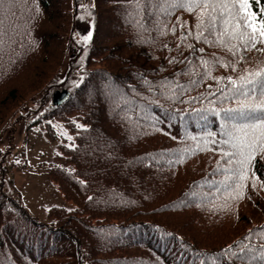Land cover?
Listing matches in <instances>:
<instances>
[{"label":"trees","instance_id":"trees-1","mask_svg":"<svg viewBox=\"0 0 264 264\" xmlns=\"http://www.w3.org/2000/svg\"><path fill=\"white\" fill-rule=\"evenodd\" d=\"M12 11L0 48V129L39 106L28 131L41 127L59 143L63 163L47 172L76 207H52L54 223L41 221L15 184L6 188L10 168L2 167L0 264H239L224 250L264 227V158L256 157L243 197L232 199L209 183L223 179L212 175L219 153L194 149L205 125L220 131L211 109L235 106L220 102V78L264 66V52L234 56L215 34L196 39V13L154 15L137 0H16ZM81 15L93 19L87 41L76 38ZM204 61L211 77L201 79ZM58 90L70 94L54 106Z\"/></svg>","mask_w":264,"mask_h":264},{"label":"snow or ice","instance_id":"snow-or-ice-1","mask_svg":"<svg viewBox=\"0 0 264 264\" xmlns=\"http://www.w3.org/2000/svg\"><path fill=\"white\" fill-rule=\"evenodd\" d=\"M141 2L154 9V15L170 16L177 9L196 13V39L206 40L205 31L208 35L215 34L216 42L234 56L239 52L252 50L264 52V47H258L264 45V5L261 0H137V3ZM15 3L16 0H0V48L3 47L7 34L5 20L14 15L12 7ZM253 5H256L257 10H253ZM84 39H91V34ZM243 59L240 56L238 62ZM203 63L206 71L201 79L204 76L211 77V68L207 67L211 62ZM224 66H231L232 71H236L235 65ZM220 79L226 80L217 89L220 102L234 103L235 106L211 109L214 115L221 116L223 123L220 131L213 133L205 125L206 135L199 138L194 151L219 153L220 160L212 175H222L223 179L209 183L217 191H223L227 197L238 199L243 197L246 182L255 175L256 157L259 155L264 158V66L245 69L235 78L227 76ZM198 83L199 81L192 82L193 85ZM178 87L181 91L186 90L183 85ZM211 95L215 97L217 93L213 92ZM209 103L214 104L215 101L210 100ZM194 111L198 119L206 120V116L202 114L204 109ZM256 182L253 181V186ZM261 186L264 187V184ZM254 239H259L260 243L253 244ZM224 255L239 264H264V227L251 230L235 249L232 246L225 249ZM199 264H206V261L200 259ZM211 264H223V261L219 257H213Z\"/></svg>","mask_w":264,"mask_h":264},{"label":"rangeland","instance_id":"rangeland-1","mask_svg":"<svg viewBox=\"0 0 264 264\" xmlns=\"http://www.w3.org/2000/svg\"><path fill=\"white\" fill-rule=\"evenodd\" d=\"M93 19L91 15H81L77 19V40H85L92 32ZM77 54L72 49L71 56ZM66 70V69H65ZM32 98L39 101L41 94ZM37 104L31 103L15 117H11L0 129V171L9 167L6 188L11 184L22 192L28 210L41 221L53 224L49 217L52 207L75 209L76 205L68 201L50 178L47 167L60 162L56 159L59 153V143L51 141L41 127L28 131V125L40 115ZM57 132L65 139H72L67 128L59 121H53Z\"/></svg>","mask_w":264,"mask_h":264},{"label":"water","instance_id":"water-1","mask_svg":"<svg viewBox=\"0 0 264 264\" xmlns=\"http://www.w3.org/2000/svg\"><path fill=\"white\" fill-rule=\"evenodd\" d=\"M69 91L68 90H63V91H56L53 94V105L54 106H59L62 103L66 101V99L69 97Z\"/></svg>","mask_w":264,"mask_h":264}]
</instances>
